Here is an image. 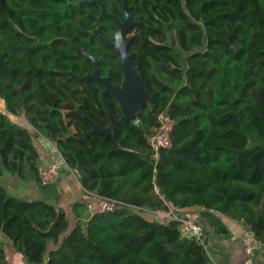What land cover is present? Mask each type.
<instances>
[{
	"label": "trees",
	"instance_id": "16d2710c",
	"mask_svg": "<svg viewBox=\"0 0 264 264\" xmlns=\"http://www.w3.org/2000/svg\"><path fill=\"white\" fill-rule=\"evenodd\" d=\"M103 1L124 18L122 0ZM129 1L141 22L133 63L153 104L137 120L119 121L117 136L84 139L91 124L77 108L102 127L110 118L102 84L92 81L95 96L70 73L93 70L76 46L103 56L102 72L113 67L120 82L119 58L100 36L112 38L114 20L100 16L97 0H0V177L7 169L36 179L54 200L14 195L0 181V231L28 264H214L175 220L137 208L172 205L199 207L225 236L231 231L218 212L243 221L264 249V0H185L187 10L182 0ZM107 98L120 118L118 100ZM163 110L176 120L173 144L155 160L148 135ZM8 112L24 115L36 132ZM38 134L56 142L87 191L119 205L84 220L87 202L76 201L71 225L56 203L58 180H39ZM0 264H11L1 242Z\"/></svg>",
	"mask_w": 264,
	"mask_h": 264
},
{
	"label": "crops",
	"instance_id": "0c3cea01",
	"mask_svg": "<svg viewBox=\"0 0 264 264\" xmlns=\"http://www.w3.org/2000/svg\"><path fill=\"white\" fill-rule=\"evenodd\" d=\"M0 109L6 110L5 101L1 97ZM8 113L13 121L20 123L15 119V116L22 115H15L10 112ZM22 125L29 128L32 132L35 131V128L31 124L30 126L25 124ZM34 142L40 152L39 163L47 162L60 152L56 142L48 139L42 134L35 135ZM0 181L6 186L9 192L14 195L26 199L46 198L50 201L53 200L50 194H45L40 189L39 182L36 179L25 180L17 174L10 173L6 169L4 174L0 177ZM57 185L60 196L56 203L67 210L71 225H74L76 222V216L73 211L74 202H88L91 197H95L97 194L94 191H87L82 186L80 175L77 170L70 168L67 164L64 165L61 170ZM178 210L183 215H192L197 217L205 224L207 228L206 239L209 246V255L214 264H264V249L262 248V245L252 254L248 253L244 247L243 235L247 230V227L243 221L231 218L218 212L231 231L229 236H225L224 234L218 233L214 230L207 218L199 212V207H189ZM85 213L82 218L85 216ZM8 239L9 237L0 231V242L6 249L7 257L10 263L28 264L25 256L17 248H15L13 242H11L12 240Z\"/></svg>",
	"mask_w": 264,
	"mask_h": 264
},
{
	"label": "water",
	"instance_id": "95a60500",
	"mask_svg": "<svg viewBox=\"0 0 264 264\" xmlns=\"http://www.w3.org/2000/svg\"><path fill=\"white\" fill-rule=\"evenodd\" d=\"M95 1V0H92ZM101 4L102 12L100 16L107 18H113L117 24L118 29L116 32V38L114 41L103 37V39L116 50L117 55L120 59V66L123 71V80L119 83H114L111 79V74L103 75L100 69V63L102 58H99L89 52L84 48L76 46L79 54L84 56L86 59L91 60L94 65V71L83 76L78 75L70 71L73 76H76L80 80L86 82L90 86L91 79H98L103 82L105 89L102 92V99L106 105V108L109 112L111 123L106 126H100L95 120L91 117L84 114L79 108L76 111L83 116V118L91 124V129L87 131L84 135V139L94 132L103 131L107 133H112L116 135V125L121 120H137L138 112L143 108L148 102L153 104V95L148 89L144 77L138 66L134 65L133 57L135 52H129V46L131 41L135 36H131L128 40L125 39L124 33L131 30L135 24L141 23L134 19L132 13V6L129 0H122L123 11L125 14L124 19H120L115 13H112L108 10L105 2L103 0H97ZM183 7L187 10L185 0H182ZM95 33H98V28L93 30ZM94 91V89L91 87ZM112 93L122 108V116L117 118L106 99V95ZM24 102V98L22 103Z\"/></svg>",
	"mask_w": 264,
	"mask_h": 264
},
{
	"label": "built area",
	"instance_id": "2783aa9c",
	"mask_svg": "<svg viewBox=\"0 0 264 264\" xmlns=\"http://www.w3.org/2000/svg\"><path fill=\"white\" fill-rule=\"evenodd\" d=\"M175 123V118L168 111L163 110L158 114V124L148 135V140L152 149V157L155 160L159 159L160 152L163 148L172 146V131ZM66 164V159L61 152H59L58 155L52 157L47 162H40L38 165V175L40 182L42 184H51L57 181L63 166ZM154 189L157 193H160L159 186L156 182H154ZM119 203L120 201L111 197L97 196L87 203L84 220L92 217L97 212L114 209L119 205ZM137 208L149 210L161 219L175 220L182 237L194 238L198 240L205 246L209 253V246L206 239V226L195 216L183 215L172 205H170L169 208ZM243 244L247 252L250 254L254 253L262 245L256 237L255 232L248 228L243 235Z\"/></svg>",
	"mask_w": 264,
	"mask_h": 264
},
{
	"label": "flooded vegetation",
	"instance_id": "af4514ba",
	"mask_svg": "<svg viewBox=\"0 0 264 264\" xmlns=\"http://www.w3.org/2000/svg\"><path fill=\"white\" fill-rule=\"evenodd\" d=\"M122 7H123V3H122ZM110 12H112V11H110ZM112 13H114V12H112ZM123 13H124V11H123ZM133 13V12H132ZM133 16H134V14H133ZM124 18H125V14H124ZM124 18H120V19H124ZM113 19V18H112ZM135 19V18H134ZM114 20V19H113ZM136 20V19H135ZM138 21V20H137ZM138 24H140V23H138ZM138 24H135L133 27H132V29L131 30H129V31H127V32H125L124 33V37H125V39L126 40H128L131 36H135L134 38H133V40L131 41V44H130V46H129V52H135V55H137V52H136V50H134V49H131V45H132V42L136 39V38H138L140 35H139V31H137V28H136V26L138 25ZM117 29H118V24H117V22L114 20V23H113V36H112V38H108V39H110V40H112V41H114L115 40V38H116V32H117ZM97 34H99V31H98V33ZM100 36H101V38L103 39V37H106V36H104V35H101L100 34ZM107 38V37H106ZM104 40V39H103ZM105 41V40H104ZM106 42V41H105ZM107 43V42H106ZM108 44V43H107ZM109 45V44H108ZM112 49H113V56H114V58H113V60L114 59H117V58H119V56L117 55V53H116V50L113 48V46H111V45H109ZM92 54V53H91ZM135 55H134V57H135ZM133 57V58H134ZM99 58H102V61H101V63H100V69H101V66H102V63L104 62V57L103 56H100ZM91 61V60H90ZM119 61H120V59H119ZM92 62V61H91ZM92 64H93V62H92ZM94 71V65H93V70L91 71V72H93ZM91 72H89V73H91ZM101 72H102V69H101ZM114 70H113V67H110V69H109V72L108 73H104V72H102V74L103 75H108V74H111V79H112V81L114 82V83H119V82H116V81H114ZM123 72V71H122ZM89 73H87V74H89ZM86 74V75H87ZM83 76H85V75H83ZM124 77V76H123ZM122 80H123V78H122ZM121 80V81H122ZM92 81H94V82H100L101 84H102V86H103V88H102V91H101V98H102V92H103V90L105 89V86H104V84H103V82L102 81H100V80H98V79H91L90 80V88L92 87V85H91V83H92ZM120 81V82H121ZM84 82V81H83ZM94 95L96 96V92H95V89H94ZM108 96H113L114 98H116L112 93H108L107 95H106V99L108 100ZM117 99V98H116ZM103 100V99H102ZM104 102V101H103ZM108 102H109V100H108ZM119 102V101H118ZM105 104V103H104ZM109 104H110V102H109ZM106 106V105H105ZM111 106V105H110ZM107 109V108H106ZM108 111V110H107ZM108 114H109V112H108ZM109 118H110V116H109ZM110 123H111V119H110Z\"/></svg>",
	"mask_w": 264,
	"mask_h": 264
},
{
	"label": "rangeland",
	"instance_id": "374dc122",
	"mask_svg": "<svg viewBox=\"0 0 264 264\" xmlns=\"http://www.w3.org/2000/svg\"><path fill=\"white\" fill-rule=\"evenodd\" d=\"M15 119L16 120H18L20 123H22V124H25V125H29L30 126V124L28 123V121H27V119L24 117V115H22V116H15ZM36 132V131H35ZM59 154V153H58ZM58 154H56V155H58ZM55 155V156H56ZM94 198H96V196L94 197H91L90 198V200L89 201H91V200H93ZM88 201V202H89ZM87 202V203H88ZM141 211H143V213H145L146 215H148L149 217H153V216H155V217H157L153 212H151V211H149V210H146V209H141ZM197 218V217H196ZM198 219V218H197ZM8 240H11L10 238L8 239ZM12 242V241H11ZM15 246V245H14ZM16 248V247H15Z\"/></svg>",
	"mask_w": 264,
	"mask_h": 264
}]
</instances>
